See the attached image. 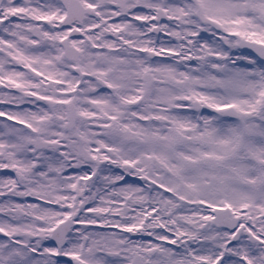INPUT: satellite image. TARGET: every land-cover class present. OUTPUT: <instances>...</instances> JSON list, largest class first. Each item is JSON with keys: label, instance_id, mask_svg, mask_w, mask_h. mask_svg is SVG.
<instances>
[{"label": "snow or ice", "instance_id": "1", "mask_svg": "<svg viewBox=\"0 0 264 264\" xmlns=\"http://www.w3.org/2000/svg\"><path fill=\"white\" fill-rule=\"evenodd\" d=\"M0 264H264V0H0Z\"/></svg>", "mask_w": 264, "mask_h": 264}, {"label": "flooded vegetation", "instance_id": "2", "mask_svg": "<svg viewBox=\"0 0 264 264\" xmlns=\"http://www.w3.org/2000/svg\"><path fill=\"white\" fill-rule=\"evenodd\" d=\"M0 119H2V118H0Z\"/></svg>", "mask_w": 264, "mask_h": 264}]
</instances>
